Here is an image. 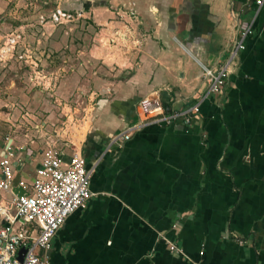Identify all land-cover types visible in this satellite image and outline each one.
I'll return each instance as SVG.
<instances>
[{
    "label": "crops",
    "instance_id": "crops-1",
    "mask_svg": "<svg viewBox=\"0 0 264 264\" xmlns=\"http://www.w3.org/2000/svg\"><path fill=\"white\" fill-rule=\"evenodd\" d=\"M102 2L87 13L110 36L120 26L123 46L85 51L90 64L102 62L108 69L90 75L94 86L84 87L88 97L82 91L66 97L82 82L79 70L56 77L55 93L28 96V111L49 112L50 121H59L60 111L84 110L89 122L72 129V140L60 137L62 126L49 139L34 138L35 130H49L44 122L32 123L28 142L18 134L0 138V163L9 149L17 154L14 189L32 192L31 179L49 148L66 161L81 152L95 168L94 195L59 229L50 260L264 264V5L258 8L254 0ZM251 23L254 32L239 67L223 93H210L201 102L197 124H148L128 140H115L135 126L139 102L153 92L180 110L206 96V69L226 63L239 32ZM171 243L183 252H173Z\"/></svg>",
    "mask_w": 264,
    "mask_h": 264
},
{
    "label": "built area",
    "instance_id": "built-area-1",
    "mask_svg": "<svg viewBox=\"0 0 264 264\" xmlns=\"http://www.w3.org/2000/svg\"><path fill=\"white\" fill-rule=\"evenodd\" d=\"M254 2L258 8L264 5V0ZM39 18L42 24L51 22L56 25L75 19L74 14L61 6L49 15L42 13ZM253 32L251 23L239 32L226 63L215 71L206 69L205 75L210 80L209 91L196 104L187 109H174L163 102L158 92H153L139 102V119L135 126L116 136L115 140H128L133 130L148 124H197L201 119V102L210 93L224 92L232 72L240 65L246 39ZM15 42L16 39L12 38L2 47V56H13L9 54L15 49ZM16 156L9 149L0 163V264H54L50 260L54 238L72 213L87 207L94 195L90 184L95 168L88 166L81 152L74 151L66 161L60 152L49 148L44 151L42 163L31 179L32 192L26 191V194L19 196L14 191L12 167ZM27 225H35L37 230H30ZM170 248L173 252H183L174 243ZM201 254L204 252L201 251ZM192 264L200 263L194 261Z\"/></svg>",
    "mask_w": 264,
    "mask_h": 264
},
{
    "label": "rangeland",
    "instance_id": "rangeland-1",
    "mask_svg": "<svg viewBox=\"0 0 264 264\" xmlns=\"http://www.w3.org/2000/svg\"><path fill=\"white\" fill-rule=\"evenodd\" d=\"M102 1L0 0V138L18 134L28 142L32 123L40 125L44 122V127L49 130L46 129L44 134L35 130L34 138L49 139L53 132H57L55 129L62 126L63 136L60 137L72 140V129H82L89 122L90 114L84 110L60 111L59 121H50L49 112L41 115L28 111V96L37 92L55 93L60 87L55 82L56 77L66 78L79 70L82 82L77 83L66 97H75L72 93L79 91L85 92L88 97L89 88L84 87L94 86L88 82L90 75L106 73L108 69L102 62L90 64L91 54L85 51L95 46L100 49L115 44L123 46L120 26L114 29L116 36H110L103 32L92 15L89 16L94 4L100 5ZM58 6L74 14L75 19L57 25L51 22L42 24L40 15H49ZM12 38L16 39L15 49L9 54L13 56L7 58L2 56L1 51Z\"/></svg>",
    "mask_w": 264,
    "mask_h": 264
},
{
    "label": "water",
    "instance_id": "water-1",
    "mask_svg": "<svg viewBox=\"0 0 264 264\" xmlns=\"http://www.w3.org/2000/svg\"><path fill=\"white\" fill-rule=\"evenodd\" d=\"M15 193L18 194L19 196H22L24 194H26V191H24V189H22L21 187H16L14 189Z\"/></svg>",
    "mask_w": 264,
    "mask_h": 264
},
{
    "label": "trees",
    "instance_id": "trees-1",
    "mask_svg": "<svg viewBox=\"0 0 264 264\" xmlns=\"http://www.w3.org/2000/svg\"><path fill=\"white\" fill-rule=\"evenodd\" d=\"M100 4L103 5V4H105V3L102 2V3H100Z\"/></svg>",
    "mask_w": 264,
    "mask_h": 264
}]
</instances>
